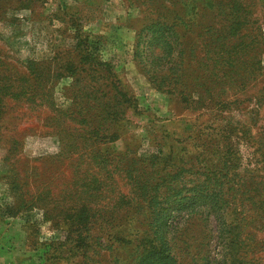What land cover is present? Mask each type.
<instances>
[{
	"label": "rangeland",
	"instance_id": "1",
	"mask_svg": "<svg viewBox=\"0 0 264 264\" xmlns=\"http://www.w3.org/2000/svg\"><path fill=\"white\" fill-rule=\"evenodd\" d=\"M0 264H264V0H0Z\"/></svg>",
	"mask_w": 264,
	"mask_h": 264
},
{
	"label": "trees",
	"instance_id": "2",
	"mask_svg": "<svg viewBox=\"0 0 264 264\" xmlns=\"http://www.w3.org/2000/svg\"><path fill=\"white\" fill-rule=\"evenodd\" d=\"M152 32H154L152 30ZM120 107L124 106V102H116ZM106 104V103H105ZM99 105V104H98ZM101 106H104V103L100 104ZM99 105V106H100ZM91 107V106H90ZM90 109V108H89ZM114 116V114H113ZM70 118L73 120V117L70 116ZM109 122H111L114 126V122L110 118V116L106 117ZM98 120V119H97ZM86 124L84 127H86L89 130H92V137H94L96 140L97 138H102L100 135L99 125L102 124L100 121H88L87 119H83ZM98 126H97V124ZM108 130L110 128H107ZM106 136H111L110 133ZM117 137V135H112V140ZM91 159L94 163H98L99 165H103V168H109L111 172L107 171L103 174L102 177H100V188L98 189V194H90L86 190L83 191L82 195L79 198V203H72L71 205H68L69 209H77L84 207L90 212L93 213H100L105 215V219H109L112 217H116L117 211L124 205H128L131 201V194H143L144 185H142L141 182V175H136L131 178V175L128 171L127 166L124 164L125 159H120L119 157L114 158H105L104 155L100 152H96L88 157ZM117 178L125 180L127 185H130V193H124L121 190H119L118 186L120 182L117 180ZM131 179V181H130ZM103 216V215H101ZM104 218V217H101ZM72 219V218H71Z\"/></svg>",
	"mask_w": 264,
	"mask_h": 264
}]
</instances>
